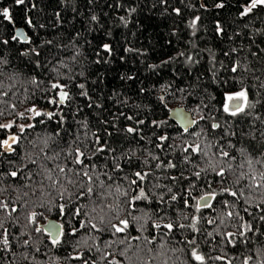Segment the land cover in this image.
<instances>
[{"label":"trees","instance_id":"1","mask_svg":"<svg viewBox=\"0 0 264 264\" xmlns=\"http://www.w3.org/2000/svg\"><path fill=\"white\" fill-rule=\"evenodd\" d=\"M33 2L36 8L32 9L29 15L37 24L45 25L44 28L32 30L26 27L23 23V10L26 5L17 6L14 0H0V9L9 8L17 21L13 25L0 17V39H9L21 27L34 41L32 45L25 44L23 40L10 41L8 45L0 44V57L8 61L4 66L3 91L9 93L7 96L0 95V110L4 112L0 122L16 120L18 123H25L16 113L24 112L34 105L44 110L54 108L47 103L44 92L27 81L35 76L45 81V87H50V70L54 65L60 67V60L74 69V79L68 80L69 89L65 90L76 94L79 90L75 85L83 83V91L87 92L88 96L76 94L70 106H60L56 109L63 113L65 123L62 127L67 129L69 135L60 131L55 121L48 123L46 128L38 125L35 129H28L22 134L26 139L21 140L18 149L21 155L28 147L27 141L34 139L37 133L43 134L47 131L51 134L60 131V137H63L61 143L66 146L68 140L79 138L86 141L88 147L85 150L89 153L93 148L100 147L94 143L95 136L99 135L101 143L106 141L114 151L98 153V159L93 156L95 171H108V168L103 166L107 164L110 168L115 158V162L127 170L130 178L131 172L136 170L142 169L150 174L141 186L152 194V203L140 204L139 211L121 205L122 216L130 211L133 216L144 217L140 223H144L145 230L140 231V224H136L132 235L150 236V226L154 223L163 225L178 220L187 225L191 222L192 215L202 217L197 225L200 228L198 232L188 227L176 228L174 232L161 228L154 230L156 240L151 245L145 246L143 240L131 241L132 251H135L137 245L153 249L151 253L141 252V259L134 258L132 264H164L165 260L168 264H187L186 254L191 248L187 240L191 239L196 240L199 250L206 257H225L222 261L208 260L207 264H227L228 260H231L232 264H243L248 255L254 257L251 264H259V261L264 259V256L257 255V252L264 248V236L260 235V232H264V221L259 219L260 215H264V212H261L264 204L260 203L264 199V190L252 191L244 187V197L234 211L244 217V222L253 223L260 231L249 234L251 240L248 245L238 241L236 247L226 243L223 235L228 231L236 232L234 225L240 223L236 217L226 216V212L233 209L216 205L213 209L196 212L194 208L183 206L179 199L171 200V196H183L195 204L196 201L191 198L198 199L209 182H212L213 188H217L214 175L209 171L207 175L201 173L204 179H192L196 187L189 194L188 178H191L195 171L206 167V161L194 158L189 163L182 159L183 156L189 155L183 153L182 149L194 141L201 143L202 148L211 142L213 147L209 150V157H212V153L216 152V141L221 131L206 127L212 122H219L223 129L236 133L228 137L236 145V149L230 150L237 157L232 164L234 169L239 163L245 164L243 169L237 171L251 173L245 163V156L248 154L249 158L256 160L264 156V107L258 104L249 117H229L227 113H223L221 103L229 90L237 91L241 87L250 88L251 92L255 93L254 96L250 95V99H264V88L260 87L264 82V11L242 17L239 12L242 3L237 0H223L225 7L222 9L214 6L221 0H167V3L162 0ZM132 8H135L134 12L131 11ZM176 8L180 9L179 14L173 11ZM92 16L97 19L93 20ZM196 16L201 19L197 27L192 29L189 22ZM217 24L224 29L222 34L217 32ZM45 40H51L52 44L44 45L41 62L49 59L51 63L34 69L32 57H24L20 53L29 47L43 44ZM103 44H109L112 52H105ZM76 53L79 55L73 62L70 57ZM180 53L184 55L180 56ZM187 57H191V61ZM234 63L240 65V71L237 73L230 71ZM153 65L156 67H152ZM61 71L66 70L61 68ZM81 72L83 75H79ZM13 73L16 74L15 78L7 79ZM55 82L65 81L61 78ZM160 97L164 99L161 100ZM89 104L92 106L89 107ZM177 105L190 110L199 122L189 128L188 132H184L169 117L170 108ZM197 108L206 119L201 120L200 114L193 111ZM209 114L216 118L215 121L208 119ZM129 116L132 117L131 120L126 119ZM138 120H143L144 123L137 124ZM152 121L164 123L157 127ZM28 122L36 124V120ZM128 127H136L139 131L127 133L124 129ZM201 128L206 135L202 134L197 138L190 134ZM12 131L15 132L16 129ZM160 135L169 136L171 139L161 141L158 139ZM158 144L163 147H157ZM240 148L247 149L245 156L239 152ZM6 156L13 158L14 165L5 164L0 168V202L9 204L7 209L0 208V222L4 226L0 228V234H3L0 236V264H82V261L71 259L78 254L88 258L89 264H108L113 258L123 261V264H129L119 255L124 245L115 243L110 248L105 247V242L118 241L119 236L99 233L90 227L87 231L82 228L79 233L67 235L66 243L53 246L47 233L36 232L35 228L43 227L49 219L64 222V215H57L56 209V204L64 201L60 200L53 190L51 198H44L46 207H38L41 201L32 194V189L26 186L32 185L35 177L32 180H26L23 175L19 178L10 177L7 173L17 170L19 157L11 153ZM130 156L133 159L128 162L127 157ZM154 156L166 162L176 163L177 168H156L155 165L159 161L154 160ZM144 160L148 163L144 164ZM215 160L213 157V162ZM47 164L49 167H55L52 161H47ZM30 167L35 169L34 165ZM252 167L257 176L260 171H264V166L260 164L254 163ZM27 171L25 168L24 172ZM181 172L184 179H171L172 176L179 177ZM118 175L123 176L125 173ZM120 183L127 187L126 180H121ZM249 183L251 180L242 179L241 186ZM168 188H171L172 192H168ZM24 192H28V196H23ZM249 196L252 198L251 204L246 203ZM48 199H51V204L47 203ZM225 199L231 201L232 198L225 196ZM77 203L84 208L88 201L81 199ZM212 203L215 204L214 201ZM257 204H260V207H256ZM13 207L17 209L16 212L11 211ZM245 208L248 209L247 212L244 211ZM33 211L43 213V216H38L35 224L28 219ZM84 211L90 214V208H84ZM145 213L151 215L152 219L149 220ZM160 216L165 218L160 220ZM184 216L189 219L185 220ZM88 218V215L75 216L72 217V223L79 227V224L86 222ZM128 218L131 220V217ZM209 219H215L216 223H207ZM92 222L97 223L95 220ZM67 227L65 224L66 229ZM4 229H7V232H4ZM4 237L10 241L7 246L2 243ZM85 240L86 244L83 243ZM160 244L165 247L161 249ZM132 251L129 255H132ZM109 252H114V257L101 259L102 255Z\"/></svg>","mask_w":264,"mask_h":264},{"label":"snow or ice","instance_id":"2","mask_svg":"<svg viewBox=\"0 0 264 264\" xmlns=\"http://www.w3.org/2000/svg\"><path fill=\"white\" fill-rule=\"evenodd\" d=\"M163 3H167V0H162ZM238 3H242V7L239 12L242 17H248L250 15H256L259 11H264V0H237ZM14 3L19 5H26L24 8V18L23 23L26 25L28 29L36 30L37 28H44L45 25L37 24L34 22L32 16L29 13L32 9L36 8V4L33 0H14ZM31 5V7H27V5ZM218 9H222L225 7V3L223 0L221 2H217L214 5ZM203 7V5H202ZM131 11H135V8H132ZM177 14L180 13V9H173ZM57 16L59 13L56 14ZM0 17H3L9 24L15 25L17 23L14 20L12 12L9 8L5 7L0 9ZM93 20H96V16H92ZM123 20V17H121ZM200 17L196 16L189 22V26L192 29L197 27L198 22L200 21ZM218 33H223L224 29L217 24L216 26ZM195 35V32H193ZM23 40V42L27 45H32L34 41L30 38L27 32L22 30H17L12 34L9 39H0V44L8 45L10 41ZM51 40H45L43 44L36 45L34 47H29L25 51L20 53L21 56L24 57H32L31 63L35 68L45 67L48 63H51L49 59H44L43 63L41 62L42 52L44 50V45H51ZM103 49L107 53L112 52V48L109 44H103ZM37 48L41 50L38 51ZM127 51H132V49H127ZM264 51V50H262ZM227 55V53H225ZM79 53H76L70 57V59L75 62L76 56ZM180 56H183L184 53H180ZM55 59V57H53ZM189 61H191V57H187ZM168 61H165L167 63ZM60 67H56L55 65L50 70V87H45V81L42 79H37L35 76L28 79L27 83L34 86L36 89L44 92L45 98H47V103L49 105L54 106L53 109L44 110L37 106H32L25 109L24 112H18L16 115L20 120H24L25 123H18L16 120H11L8 122H0V168H3L5 164L14 165V160L11 156H6V154L11 153L16 157H19V165H16L17 170H13L8 172L7 174L10 177L19 178L21 175L24 176L26 180H33L32 185H26L32 189V194L37 197L41 202L38 207H46L44 202V198H51L53 190L60 200L64 201L63 203L56 204L57 215H64L65 219L63 223L57 224L55 222H49V224L45 227H36V232H45L51 238V244L53 246H59L63 243H66L67 235H74L80 232V229H87L90 227L92 230H95L99 233H107L109 236H119L118 241L105 242V247H112V244L118 243L119 245H124L123 248L120 249L119 255L124 257L125 260L132 264L133 259L140 260L141 252L151 253L153 251L150 247H140L137 245L135 251H132L133 245L131 241H141L143 240L145 246L151 245L155 243L156 235L154 234L155 229H167L168 231L174 232L176 228L184 229L185 227L191 228L194 232L200 231V228L197 225L200 223L202 217L192 215L190 220L191 222L187 225L184 223H180L178 220L175 222H168L161 225L160 223H154L150 227L152 228V234L150 236H139L132 235V232L136 230L135 225L140 224V231L145 230L144 223H140L144 217L143 216H133L130 211H127L125 215H121V205L125 206V208H133L139 211V205L147 202L149 205L152 203V194L147 191L141 185L148 179L149 173L146 171L136 170L131 172V178L127 174V170L121 168L119 164L115 162V158L113 159V163L109 168L107 164L103 167L108 168V171H95L96 165L92 162L93 156H96L98 159V153H104L107 151H114L111 146L105 141L101 143V137L99 135L95 136L94 143L100 145V147L93 148L92 152L89 153L85 149L88 147L86 141L77 139H70L67 141V146L64 143H61L63 137H60V131H63L65 135H69L67 129L63 128V124L65 123V117L59 109L60 106H70L71 103L75 99V95H83L85 97L88 96V93L83 91L85 85L83 83H78L75 87L79 90L76 94H72L69 90L68 80L74 79L72 75L74 69L70 67L68 64L64 63V61H58ZM8 64L6 59L0 57V95L7 96L8 91H3L4 83L3 80L5 78L4 66ZM152 67H156L153 65ZM61 68L66 71L62 72ZM231 72L237 73L240 71V65L238 63H234L233 67L230 69ZM15 73L9 75L7 79H14ZM79 75H83V73H79ZM64 78V83L55 82ZM131 79V77H129ZM242 83V81H241ZM11 87V86H10ZM261 88H264V82L260 85ZM51 93V95H49ZM250 95L254 96L255 93L251 92L250 88L241 87L237 91L229 90L225 96L224 100L221 101L223 107V113H227L229 117H249L252 115V110L257 107V105H261L264 107V99H250ZM89 99H91L89 97ZM161 100L164 97H160ZM89 107L92 105L89 104ZM15 108V105H13ZM194 112L200 114L199 108L194 109ZM4 116V112L0 110V117ZM46 118V119H45ZM258 118V117H257ZM126 119L131 120L132 117H126ZM200 119H206L203 114H200ZM208 119L215 121V117L209 114ZM36 120V124L30 123L28 121ZM55 121L56 126L60 131H54V133L49 134L45 131L43 134L37 133L34 139L28 140V147L24 149L23 155L18 151L21 146V140L26 139L22 134L25 133L28 129H35L38 125L47 127L48 123ZM137 124H143V120L136 121ZM161 123L152 121V124L159 127ZM192 124H198V121L192 120ZM227 123V122H225ZM209 129H219V139L216 141V152L212 153V157H209V150L213 147L212 143L209 142L201 147V143L193 142L192 144H188L186 147L182 149L183 153H189L188 156H183L182 159L191 163L192 159H205L206 167L201 168L199 171H195L189 179V194L196 187V185L192 182V179H204L201 176V173L207 175L209 171L214 175L215 184L217 188H213L212 182H209L206 186V190L199 196L198 199L192 197L191 199L195 200V204L190 203L188 198L183 196L177 197L176 194H172L171 200L176 201L179 199L183 206L188 208H194L196 212H202V209H213L216 205H219L224 208H230L233 210H229L226 212L227 217H236L240 223L235 224L236 232L228 231L225 232L224 239L226 243L231 244L233 247L237 246V242L240 244L248 245L251 236L249 234L254 232H259L260 230L255 227V225L251 222H244V217L240 216L238 211H234L237 207L238 202L241 198L244 197V187L255 191L256 189L264 190V171H260L257 176L256 170L252 167L254 163L260 164L264 166V156L261 159L256 160L255 158H249L245 156L247 153L246 148H240L239 152L242 156H245V163L251 169V173H245L243 171H237L238 169H243L245 164L239 163L236 165L234 169L232 161L237 159L233 149H236V145L228 139L229 136L236 135L233 131H227L222 128L221 123L212 122L209 125H206ZM16 129L13 132V129ZM127 133H138L139 129L136 127H128L124 129ZM184 132H188L189 129L186 126L183 130ZM191 135L200 138L204 132V129L201 128L199 131H193L190 133ZM111 135V133H108ZM264 135V133H262ZM56 137H60V139H56ZM161 141H168L171 137L166 135H160L158 137ZM226 141V143H224ZM72 145H75L73 148ZM157 147H163V145L158 144ZM229 149V150H225ZM63 154V159L61 160V155ZM194 154V155H193ZM213 157L216 158L215 162H213ZM133 157H127L128 162H131ZM154 160L159 161L155 165L156 168L167 167L169 169L177 168L176 163H172L170 161L166 162L160 160L158 156L153 157ZM47 161H52L55 164V167H49ZM144 164H147L148 161L144 160ZM30 165H34L35 169L30 167ZM74 166V167H73ZM27 168V173L24 172V169ZM90 169L92 171H90ZM118 173H125V175L121 176ZM101 177H104L103 179ZM184 174L181 172L180 176H172L171 179L173 181L184 179ZM242 179H249L251 183L241 186ZM126 180L127 187L123 186L120 181ZM156 187H160V185H156ZM168 192H172L171 188L167 189ZM264 195V193H262ZM23 196H28V192H24ZM225 196L232 198L231 201L229 199H225ZM123 197L121 200L120 198ZM81 199L87 200L88 204L84 206V208H90V214L84 211V208L79 206L77 203ZM162 200L163 197L161 196ZM215 202L213 204L212 202ZM48 204H51V199H48ZM246 203L251 204L252 198L249 196L246 200ZM261 204H264V199L261 200ZM9 204L6 202H0V208L7 209ZM256 207H260V204H257ZM50 210V209H48ZM12 212H16L17 209L13 207L11 209ZM245 212L248 211L247 208L244 209ZM261 212H264V208H261ZM88 215L89 218L86 222L80 223L79 227H76L72 223V217L75 216H83ZM145 215H148L145 213ZM167 213H165V216ZM250 215H253L250 213ZM38 216H43V213H37L35 211L31 212L28 219L31 223L35 224L37 222ZM165 216H160L159 219L163 220ZM131 217V220L128 218ZM255 219V216L253 215ZM148 219L151 220V215H148ZM185 220H188V216H184ZM259 219L264 221V215H260ZM95 220L97 223H93ZM207 223L213 224L216 223L215 219L207 220ZM65 224H67V229L65 228ZM99 225V226H98ZM3 223L0 222V228H3ZM4 232H7V229H4ZM166 233H161V235H165ZM3 234H0L2 236ZM211 235V233H208ZM260 235L264 236V232H260ZM65 237V239H62ZM3 245H9L10 241L8 238L4 237L2 239ZM27 244V241L24 242ZM83 243H87L85 240ZM187 244L191 246L190 251L187 252V264H207L208 260L214 261H222L225 259L224 256H205L197 245L195 239L187 240ZM165 247L164 244H160V248L163 249ZM39 251V249H37ZM99 251V249H97ZM132 251V255H129V252ZM257 255L264 256V248H261ZM108 256L114 257V252H109L107 255H102L101 259L107 260ZM27 257H25L26 259ZM2 259V257H0ZM71 259H75L78 261H82V264H89L88 258H86L83 254H78ZM254 257L252 255H248L246 259L243 261V264H251ZM95 264V262H93ZM108 264H123V261L116 260L113 258L108 261ZM164 264H168V261L165 260ZM227 264H232L231 260L227 261ZM259 264H264V259L259 261Z\"/></svg>","mask_w":264,"mask_h":264},{"label":"water","instance_id":"3","mask_svg":"<svg viewBox=\"0 0 264 264\" xmlns=\"http://www.w3.org/2000/svg\"><path fill=\"white\" fill-rule=\"evenodd\" d=\"M17 30H23V28L19 27ZM169 117L176 122L183 130L184 128L187 126L188 129L193 127L195 124H192L191 121L192 120H197L192 112L190 110H188L186 107L181 106V105H177L174 106L172 108H170L169 110ZM49 222H55L57 224H60L61 222L57 219H49L43 227L47 226L49 224Z\"/></svg>","mask_w":264,"mask_h":264},{"label":"rangeland","instance_id":"4","mask_svg":"<svg viewBox=\"0 0 264 264\" xmlns=\"http://www.w3.org/2000/svg\"><path fill=\"white\" fill-rule=\"evenodd\" d=\"M19 123H21V122H19Z\"/></svg>","mask_w":264,"mask_h":264}]
</instances>
